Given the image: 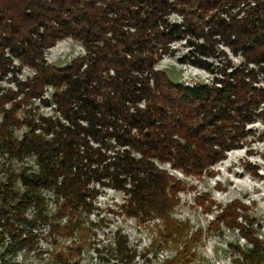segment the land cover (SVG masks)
<instances>
[{
  "label": "trees",
  "instance_id": "16d2710c",
  "mask_svg": "<svg viewBox=\"0 0 264 264\" xmlns=\"http://www.w3.org/2000/svg\"><path fill=\"white\" fill-rule=\"evenodd\" d=\"M64 39L84 53L57 67L46 55ZM177 43L186 49L177 62L209 83L156 69ZM257 122L264 0H0V264H18L43 234L68 245L59 264H80L86 248L97 264L147 262L118 230L104 245L89 242L101 191L123 195L126 218L170 222L178 182L165 166L208 175ZM215 220L245 242L227 245L230 264H264V221L238 203ZM176 228L166 227L165 246ZM184 245L167 264L185 263Z\"/></svg>",
  "mask_w": 264,
  "mask_h": 264
},
{
  "label": "rangeland",
  "instance_id": "374dc122",
  "mask_svg": "<svg viewBox=\"0 0 264 264\" xmlns=\"http://www.w3.org/2000/svg\"><path fill=\"white\" fill-rule=\"evenodd\" d=\"M170 20L174 21L176 17L171 16ZM173 48L178 52L177 56L165 57L156 67L157 70L164 71L173 81L184 85L211 81V76L206 72L177 62V58L186 52L183 43H177ZM83 53L78 42L64 39L47 52L46 60L57 67H64ZM229 58L233 64L239 63L240 59ZM40 112L49 111L41 109ZM249 129L251 136L242 149L229 152L208 175L184 176L165 166L178 182L177 203L172 207L170 222L155 220L138 223L126 218L119 209L124 202L123 195L110 189L102 190L94 203L95 210L86 221L89 242L104 245L118 230L127 236L132 248L146 255L148 261L143 262L141 259L138 264H167L177 258L184 242V250L191 253L183 264H230L227 245L244 246L245 242L236 232L215 222L216 216L228 206L238 203L247 208V214L253 220L260 223L264 221V126L257 122ZM171 224L177 226L176 232L180 236H176V243L173 241L165 246L162 243L163 233ZM261 233L264 239V230ZM66 247L68 245L62 249L55 245L53 237L43 234L38 246L32 252L21 253L16 262L59 264L56 262L57 256L70 253ZM90 250L86 248L80 260L76 256L74 260L80 264H97Z\"/></svg>",
  "mask_w": 264,
  "mask_h": 264
}]
</instances>
